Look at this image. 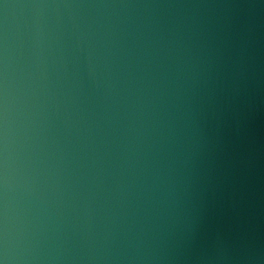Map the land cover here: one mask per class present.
<instances>
[{"label": "water", "instance_id": "1", "mask_svg": "<svg viewBox=\"0 0 264 264\" xmlns=\"http://www.w3.org/2000/svg\"><path fill=\"white\" fill-rule=\"evenodd\" d=\"M0 264H264V0H0Z\"/></svg>", "mask_w": 264, "mask_h": 264}]
</instances>
